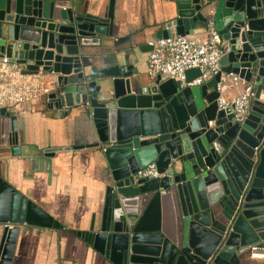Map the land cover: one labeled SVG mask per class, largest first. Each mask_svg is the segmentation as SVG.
Returning a JSON list of instances; mask_svg holds the SVG:
<instances>
[{
  "label": "water",
  "instance_id": "1",
  "mask_svg": "<svg viewBox=\"0 0 264 264\" xmlns=\"http://www.w3.org/2000/svg\"><path fill=\"white\" fill-rule=\"evenodd\" d=\"M161 15L155 40L212 23L228 46L220 72L180 88L134 75L129 51L93 66L117 39V0H0V59L51 76L48 115L75 112L89 124L91 143L73 149L99 151L105 187L100 212L76 237L111 264H264L252 257L264 249V0H163ZM134 34L130 47L150 52L153 37ZM199 75L188 70L186 81ZM228 77L254 93L239 121L218 105ZM0 125V264H12L21 227L61 228L24 187L69 149H30L6 108ZM150 164L161 177L135 181Z\"/></svg>",
  "mask_w": 264,
  "mask_h": 264
},
{
  "label": "crops",
  "instance_id": "2",
  "mask_svg": "<svg viewBox=\"0 0 264 264\" xmlns=\"http://www.w3.org/2000/svg\"><path fill=\"white\" fill-rule=\"evenodd\" d=\"M93 1L96 0H89ZM117 3L121 13L117 39L113 46L107 45L104 47L105 51L101 50L104 53L101 52L97 58L92 57L90 61L93 66L103 69L106 67L103 64L104 58L129 51L133 54L128 63L132 66L133 74L149 77L147 68L150 52L140 54L129 43L130 38L138 37L135 32L142 36H152L148 40L150 46L156 41L153 25L162 17L163 0H117ZM204 31H197L194 37H199ZM11 68L27 74L24 67ZM8 74L1 81L8 79ZM27 75H32L28 76L29 80L39 81L40 85L51 91V76L44 73ZM218 87L221 97L230 100L250 86L228 77ZM42 98L26 103L20 110L6 108V111L17 113V126L23 131L30 149H69L56 153L51 165L47 166V171L36 174L32 182L24 187L28 199L58 222L61 228L21 227L12 264H111L74 234L87 231L92 217L100 212L105 187L104 165L99 151L89 148L73 149L91 143L89 124L75 112L62 118L48 115L41 103ZM0 126L1 132L2 125Z\"/></svg>",
  "mask_w": 264,
  "mask_h": 264
},
{
  "label": "built area",
  "instance_id": "3",
  "mask_svg": "<svg viewBox=\"0 0 264 264\" xmlns=\"http://www.w3.org/2000/svg\"><path fill=\"white\" fill-rule=\"evenodd\" d=\"M152 50L148 57L147 74L149 76H161L164 80L171 79L180 88L199 87L211 80L221 68L220 58L228 50L227 44L221 41L212 23H209L205 31L199 37L174 36L164 40H156L151 43ZM6 58L0 59V109L13 108L20 110L23 105L32 100L44 98L50 93L49 88L28 79L27 74H21L14 70ZM9 68H11L9 70ZM191 69H198L200 75L190 82L186 81L185 73ZM9 73V74H8ZM9 78L1 81L6 75ZM26 75V76H24ZM237 81L236 77H233ZM254 93L250 87L237 97L226 100L218 99L220 108L233 107L236 120H242L250 107ZM154 164H150L135 174V181L140 179L160 178ZM253 258L264 259V249L254 250Z\"/></svg>",
  "mask_w": 264,
  "mask_h": 264
}]
</instances>
